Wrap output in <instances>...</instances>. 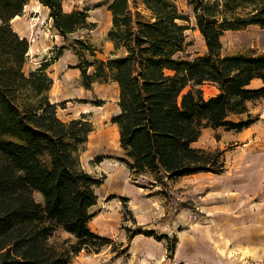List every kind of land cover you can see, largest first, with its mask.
Segmentation results:
<instances>
[{"label": "trees", "instance_id": "16d2710c", "mask_svg": "<svg viewBox=\"0 0 264 264\" xmlns=\"http://www.w3.org/2000/svg\"><path fill=\"white\" fill-rule=\"evenodd\" d=\"M37 1L65 39L93 25L89 8L67 12L66 0ZM106 1L112 54L86 59V53L95 58L96 49L81 37L71 47L85 88L95 82L118 87L119 111L111 117L123 151L118 159L133 179L149 177L145 187L167 188L184 176L223 172L224 152L194 143L206 128L242 131L253 122L230 118L264 98V52L224 54L222 37L264 28V0H186L206 44L202 55L188 52L187 27L179 21L190 18L177 0ZM29 2L0 0V264H71L82 250L99 252L112 242L90 228L103 178L81 162L92 122L86 114L61 119L59 104L50 99L47 69L53 60L25 70L30 42L14 29L13 19ZM255 80L263 86L252 88ZM205 84L217 94L206 98Z\"/></svg>", "mask_w": 264, "mask_h": 264}, {"label": "rangeland", "instance_id": "374dc122", "mask_svg": "<svg viewBox=\"0 0 264 264\" xmlns=\"http://www.w3.org/2000/svg\"><path fill=\"white\" fill-rule=\"evenodd\" d=\"M177 5L190 18L179 21L187 27L188 52L204 54L206 44L192 9L186 0H177ZM84 8H89L92 27L66 39L53 29L48 9L37 0H30L13 22L17 32H29L26 72L53 60L47 69L53 80L49 96L59 104L58 116L68 121L86 114L93 124L81 162L103 183L97 188L98 202L91 208L95 216L90 228L112 242L99 252L82 250L71 264H264V98L249 102L247 113L230 118L252 120L249 127L242 131L206 128L194 143L196 148L223 151V172L182 177L167 188L145 187L149 177L133 179L118 159L123 151L118 128L111 122L119 111L117 85L95 82L87 89L82 84L73 39L85 38L95 47L96 57L86 53L88 60L106 59L114 51L107 38L112 25L107 1L64 2L67 12ZM222 44L224 54L262 53L264 28L228 31ZM261 86L260 80L251 84L252 88ZM203 91L206 98L217 94L211 84H205ZM35 197L42 200L38 193Z\"/></svg>", "mask_w": 264, "mask_h": 264}, {"label": "crops", "instance_id": "0c3cea01", "mask_svg": "<svg viewBox=\"0 0 264 264\" xmlns=\"http://www.w3.org/2000/svg\"><path fill=\"white\" fill-rule=\"evenodd\" d=\"M19 17V16H18ZM17 18V17H16ZM16 18H14L13 19V22H14V20L16 19ZM22 37H26V38H28V34H29V32H28V30L26 29V30H22L21 32H18ZM215 87V86H214ZM215 89L217 90V88L215 87ZM196 143V142H195ZM201 173H203V174H206L205 176H208L207 175V173H209V172H201ZM201 173H197V174H201ZM195 175V174H194ZM184 177H186V176H184ZM91 223V222H90Z\"/></svg>", "mask_w": 264, "mask_h": 264}, {"label": "water", "instance_id": "95a60500", "mask_svg": "<svg viewBox=\"0 0 264 264\" xmlns=\"http://www.w3.org/2000/svg\"><path fill=\"white\" fill-rule=\"evenodd\" d=\"M118 101H119V99H118Z\"/></svg>", "mask_w": 264, "mask_h": 264}]
</instances>
